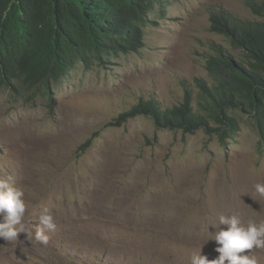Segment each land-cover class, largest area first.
I'll return each mask as SVG.
<instances>
[{"label":"rangeland","instance_id":"obj_1","mask_svg":"<svg viewBox=\"0 0 264 264\" xmlns=\"http://www.w3.org/2000/svg\"><path fill=\"white\" fill-rule=\"evenodd\" d=\"M249 3L160 0L138 53L90 70L78 62L49 96L0 88V179L23 190L33 234L0 238V264H190L193 254L219 256L210 238L220 215L264 220L254 191L264 183V133L251 116L237 115L239 133L225 144L157 130L148 117L116 125L141 98L171 106L207 82L213 44L242 58L209 31V9L263 15ZM44 207L56 225L46 246L34 240ZM241 255L264 264V249Z\"/></svg>","mask_w":264,"mask_h":264},{"label":"trees","instance_id":"obj_2","mask_svg":"<svg viewBox=\"0 0 264 264\" xmlns=\"http://www.w3.org/2000/svg\"><path fill=\"white\" fill-rule=\"evenodd\" d=\"M249 1L263 15L249 19L209 9V31L226 39L242 58L213 44L205 58L207 82L198 80L171 106L152 96L141 98L120 114L116 125L148 117L157 130L184 135L201 131L225 144L239 133L237 115L245 114L264 133V0ZM159 2L0 0V88L49 96L78 62L90 70L121 54L138 53Z\"/></svg>","mask_w":264,"mask_h":264},{"label":"clouds","instance_id":"obj_3","mask_svg":"<svg viewBox=\"0 0 264 264\" xmlns=\"http://www.w3.org/2000/svg\"><path fill=\"white\" fill-rule=\"evenodd\" d=\"M10 181V177L0 179V238L7 242H15L18 241L20 233H26L28 240L33 234L24 222L27 207L23 199L24 192ZM254 191L258 198H264V183H256ZM218 225L227 227L223 229ZM218 225L213 226L217 230L212 233L210 239L216 242L215 251L219 256L209 260L200 253L193 254L190 264H225L226 261L227 264H257L254 257L241 253L253 248L264 249V220L257 223L249 219L244 222L237 214L220 215ZM55 227L53 215L49 213L47 207H44L38 216L34 240L46 246L49 237L45 230H54Z\"/></svg>","mask_w":264,"mask_h":264},{"label":"water","instance_id":"obj_4","mask_svg":"<svg viewBox=\"0 0 264 264\" xmlns=\"http://www.w3.org/2000/svg\"><path fill=\"white\" fill-rule=\"evenodd\" d=\"M3 242H4V240L2 239V240H1V243L3 244Z\"/></svg>","mask_w":264,"mask_h":264}]
</instances>
